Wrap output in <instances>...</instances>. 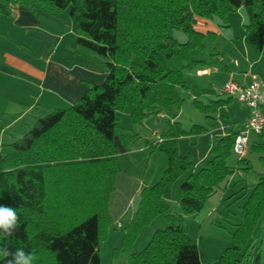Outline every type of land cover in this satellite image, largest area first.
I'll use <instances>...</instances> for the list:
<instances>
[{
    "label": "trees",
    "instance_id": "trees-1",
    "mask_svg": "<svg viewBox=\"0 0 264 264\" xmlns=\"http://www.w3.org/2000/svg\"><path fill=\"white\" fill-rule=\"evenodd\" d=\"M242 9L244 26L255 32L261 52L264 0H0V15L66 13L77 44L105 58L108 71L103 83L90 84L70 107L37 118L24 135L0 146V205L14 207L19 217L11 236L0 234V248L32 253L33 264H101L100 245L113 226L109 204L121 171L116 142L120 112L133 105V126L162 113L175 116L185 104L179 92L187 88L183 71L206 63L193 59L192 52L204 50L206 37L216 35L196 26L219 18L229 27ZM176 31L187 36L186 42L176 39ZM232 100L194 103L208 114ZM173 125L181 136L179 124L170 123L158 141L146 142L151 153H165L168 166L154 185L138 192V208L115 250L128 253V264H201L185 217L201 212L236 171L253 168L246 157L235 167L228 164L239 132L218 138L212 157L181 184L180 213H172L165 190L193 166L190 155L179 151ZM205 130L195 126L192 132ZM258 137L251 151L260 154L264 169V133ZM120 141L127 145L125 138ZM161 216L167 227L156 230L135 253L143 229ZM0 264H5L3 258ZM213 264H264V170L241 208L232 244Z\"/></svg>",
    "mask_w": 264,
    "mask_h": 264
},
{
    "label": "rangeland",
    "instance_id": "rangeland-1",
    "mask_svg": "<svg viewBox=\"0 0 264 264\" xmlns=\"http://www.w3.org/2000/svg\"><path fill=\"white\" fill-rule=\"evenodd\" d=\"M245 23L246 14L242 9L231 17L229 27L223 26L219 18L201 21L196 26L200 31L216 35L209 34L204 41V50H195L191 54L193 59H200L206 63L183 71L187 88H180L179 92L185 99V104L174 121L167 114L162 113L150 117L142 125L133 126L130 121L133 105L128 104L120 112L116 128V141L119 144L118 159L121 171L116 176V189L109 204L113 226L108 230L100 245L101 264H128V253L125 251L115 252V250L119 249L125 235L126 225L138 208V192L143 186L154 185L158 181L159 175L168 166V158L165 153H151L146 142L158 141L160 138L158 134L165 132L170 127L171 121L177 122L183 131L180 136L178 128L172 126L179 138L180 153L182 155L189 154L193 166L188 173L180 177L164 193V199L170 204L171 212L180 213L178 205L179 188L190 173L202 168L206 161L212 157L211 149L216 144L215 137L221 136V132H216L215 137L212 136L213 130L219 124L231 125L238 120L228 115L229 112L243 108L244 105L242 106L237 100L233 99L230 103L220 106L216 112L208 114L198 109L194 101L197 100L204 106L210 105L212 100L218 97L220 87L229 83L227 80L228 70L224 69L223 66H229L234 62V59L243 56L244 50L253 52L254 49V51H258L255 32L247 31L244 26ZM175 37L180 43L187 40V36L182 31H176ZM216 57L223 58L224 64L213 62L212 59ZM213 68H217L218 71L212 73ZM226 81L228 83L224 84ZM53 110L38 115L42 117ZM218 115L219 117H217ZM237 117L242 116L237 115ZM14 120V115L1 116V137L3 136L1 125L6 127L8 123ZM217 120H220L219 123ZM26 121L14 125L12 130L19 131L22 123L25 124ZM35 122L27 129L19 131L20 135L32 128ZM195 126H202L206 130L201 134H194L192 129ZM122 137L127 140V145L121 143ZM4 138L6 140V137ZM251 138L257 139L258 137L252 135ZM249 148L246 158L250 160L253 168L248 171H236L209 198L201 212L185 217L188 235L198 246L201 264H213L230 247L232 233L241 218V208L255 188L259 174L264 170L259 161L260 154L253 153L250 145ZM237 161L238 157L234 153L228 159V163L233 167L237 166ZM167 225L168 223L163 216L155 219L143 229L134 244L133 251L135 253L142 251L150 242L154 232L166 228Z\"/></svg>",
    "mask_w": 264,
    "mask_h": 264
},
{
    "label": "crops",
    "instance_id": "crops-1",
    "mask_svg": "<svg viewBox=\"0 0 264 264\" xmlns=\"http://www.w3.org/2000/svg\"><path fill=\"white\" fill-rule=\"evenodd\" d=\"M215 59L225 62L220 57ZM105 61V58L77 44V35L66 13L51 15L18 11L13 16L0 15V119L2 115L15 116V120L6 127L1 125L3 136H0V146L22 136L19 131L40 118L38 114L68 108L88 91L90 84L103 83L108 73ZM226 69L229 82L248 85L253 78L264 80V50H244L243 56L226 65ZM217 71L213 68L212 73ZM223 88L220 87L218 97L212 101L229 98L221 93ZM177 114L168 116L174 121ZM228 115L238 120L231 125L219 124L212 136L216 132H221L220 137L239 132L250 111L243 106ZM22 121L27 123H22L19 131L12 130ZM220 137H215V141ZM258 139L250 137L249 145Z\"/></svg>",
    "mask_w": 264,
    "mask_h": 264
},
{
    "label": "built area",
    "instance_id": "built-area-1",
    "mask_svg": "<svg viewBox=\"0 0 264 264\" xmlns=\"http://www.w3.org/2000/svg\"><path fill=\"white\" fill-rule=\"evenodd\" d=\"M221 93L237 100L250 111L249 118L241 127L233 147V153L238 159H243L249 152L250 137L264 133V80L253 78L248 85L231 81L224 86Z\"/></svg>",
    "mask_w": 264,
    "mask_h": 264
},
{
    "label": "clouds",
    "instance_id": "clouds-1",
    "mask_svg": "<svg viewBox=\"0 0 264 264\" xmlns=\"http://www.w3.org/2000/svg\"><path fill=\"white\" fill-rule=\"evenodd\" d=\"M19 217L14 207L0 205V234L11 236L18 227ZM0 258L5 264H33L34 255L26 253L23 249L11 252L7 248H0Z\"/></svg>",
    "mask_w": 264,
    "mask_h": 264
}]
</instances>
